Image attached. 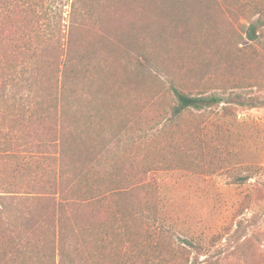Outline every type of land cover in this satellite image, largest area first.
<instances>
[{"label": "trees", "instance_id": "obj_1", "mask_svg": "<svg viewBox=\"0 0 264 264\" xmlns=\"http://www.w3.org/2000/svg\"><path fill=\"white\" fill-rule=\"evenodd\" d=\"M201 1L0 0V264H114L139 242L169 264L166 253L200 249L183 202L165 195L164 174L126 162L140 137L103 117L94 128L81 103L111 102L131 117L125 97L134 101L155 77L153 97L167 98L171 122L220 102L256 106L226 88L192 94L156 77L155 29L185 39L182 12ZM243 25L254 40L260 20Z\"/></svg>", "mask_w": 264, "mask_h": 264}, {"label": "rangeland", "instance_id": "obj_2", "mask_svg": "<svg viewBox=\"0 0 264 264\" xmlns=\"http://www.w3.org/2000/svg\"><path fill=\"white\" fill-rule=\"evenodd\" d=\"M192 3L195 13L182 12L189 30L185 39L155 29L148 50L156 77L192 94L226 88L253 98L256 106L220 102L171 122L166 120L167 98L153 97L155 77L140 86L134 101L125 97L124 103L136 110L131 117H122L124 107H108L111 102L92 99L81 105L96 129L105 118L124 124V135L134 131L140 138L126 151V162L138 173L155 168L164 174L158 178L170 184L165 195L187 209V229L201 247L176 259L164 254L169 264L206 258L211 264H264V0ZM259 20L256 38L249 41L243 24ZM109 127L104 126L105 138L112 133ZM112 257L107 261L114 264L155 263L141 242Z\"/></svg>", "mask_w": 264, "mask_h": 264}]
</instances>
